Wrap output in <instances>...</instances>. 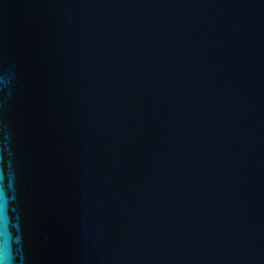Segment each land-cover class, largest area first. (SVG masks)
Here are the masks:
<instances>
[{
	"label": "water",
	"instance_id": "1",
	"mask_svg": "<svg viewBox=\"0 0 264 264\" xmlns=\"http://www.w3.org/2000/svg\"><path fill=\"white\" fill-rule=\"evenodd\" d=\"M0 264H264V0H0Z\"/></svg>",
	"mask_w": 264,
	"mask_h": 264
}]
</instances>
